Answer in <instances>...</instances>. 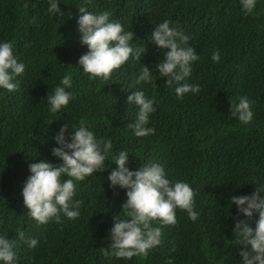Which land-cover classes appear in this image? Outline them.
Instances as JSON below:
<instances>
[{
    "label": "trees",
    "instance_id": "1",
    "mask_svg": "<svg viewBox=\"0 0 264 264\" xmlns=\"http://www.w3.org/2000/svg\"><path fill=\"white\" fill-rule=\"evenodd\" d=\"M81 2L60 0L64 15L58 19L48 15V0H0V39L11 40L25 64L19 88H0V235L17 240V264H239L231 243L236 208L228 198L251 193L257 187L253 182L264 183V0H257L248 15L239 0H87L88 11H110L145 49L107 81L90 80L75 62L74 22ZM163 19L189 36L187 45L199 57L187 82L199 84L200 91L182 99L174 86H162L165 78L158 73L150 83H136L142 64L155 73L163 56L145 37ZM217 50L220 59L214 62ZM66 72L74 98L60 112L49 113L46 94ZM135 89L155 97L154 134L136 137L128 126L137 109L126 97ZM240 96L253 102L248 124L231 115L230 102ZM81 118L96 135L111 139L114 152L127 149L131 167L155 161L170 176L188 181L196 193L197 220L177 209L174 225L153 221L162 229L161 243L147 255L104 257L112 216L126 199L124 189L108 187L105 170L77 182V218L62 215L60 222L38 224L21 195L28 163L45 157L57 162L50 151L53 134L62 123L76 125ZM18 232L35 237L37 245L28 248Z\"/></svg>",
    "mask_w": 264,
    "mask_h": 264
},
{
    "label": "clouds",
    "instance_id": "2",
    "mask_svg": "<svg viewBox=\"0 0 264 264\" xmlns=\"http://www.w3.org/2000/svg\"><path fill=\"white\" fill-rule=\"evenodd\" d=\"M87 0L78 4V17L74 22L78 49L75 62L88 78L107 81L131 56L140 58L145 51L143 45L133 43L134 33L111 19L108 10L90 12ZM245 15L253 12L257 0H239ZM60 0H48L47 13L60 19L64 13L59 8ZM32 17L30 23L35 21ZM147 43L154 44L163 51L162 58L155 63V73L143 63L136 76V83H150L163 79L162 86L173 88L178 98L185 94H196L200 85L187 82L193 62L199 59L196 50L187 45L189 36L174 22L163 19L146 33ZM211 59H220V52L214 51ZM25 70V64L14 52L11 40L0 39V88L9 92L20 86L18 76ZM72 77L65 73L47 96L48 112L56 114L74 98ZM129 105L137 111L133 123L128 126L136 137L155 133L150 126V116L155 112V97L148 96L142 89H135L127 95ZM252 101L240 96L230 102L231 115L241 124L253 120ZM55 145L51 155L57 162L47 157L28 163L29 175L23 182L21 195L28 215L38 224L50 220L61 221V216L75 219L80 214V201L75 199L77 182L96 172L107 170L108 187L124 189L126 199L120 211L112 216L113 223L107 237L110 243L101 249L104 257L130 260L133 256L147 255V251L160 245L162 229L154 226L174 225L177 209L186 212L187 217L196 221L199 212L195 210V190L185 179L169 175L159 162L148 161L131 167L129 151H113L111 139L96 135L86 119L81 118L76 125L62 123L52 136ZM108 161L109 163H105ZM115 165L114 167L112 165ZM257 185L251 193L233 194L228 198L235 205L236 213L231 226V243L236 245L239 264H264V183ZM254 218V226H253ZM19 241L28 248L37 245L35 237H25L18 232ZM17 240L0 235V264H17Z\"/></svg>",
    "mask_w": 264,
    "mask_h": 264
}]
</instances>
